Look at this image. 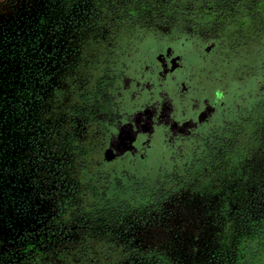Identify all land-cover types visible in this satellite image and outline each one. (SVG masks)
<instances>
[{"label": "flooded vegetation", "instance_id": "flooded-vegetation-1", "mask_svg": "<svg viewBox=\"0 0 264 264\" xmlns=\"http://www.w3.org/2000/svg\"><path fill=\"white\" fill-rule=\"evenodd\" d=\"M127 1L134 15L131 22L139 24L135 32L140 30L135 38L128 39L138 44L136 51L129 50L127 62L129 69H135L137 80L126 77L124 85L121 83L123 97H128L124 100L128 113L109 134L85 128L79 136L87 142L103 143L90 159L94 169L104 172L102 176L109 174L108 187L104 195L85 197L82 190L86 178L72 172L53 180L50 192L35 194L33 180L19 178L20 185L24 190L29 187L30 192L20 197L23 205L17 210L34 211V215L21 219L17 226L0 212V258L19 239L17 260L28 264H180L160 249L121 240L104 225L101 229V221L119 218L131 204H166L196 171L205 176L212 170L218 172L217 165L230 154L234 139L240 140L243 126L256 111L261 117L264 142V104L253 100L245 106L241 93L245 80L256 70V60L251 56L245 59V42L252 34L264 42V0H188L184 5L190 9L186 15L173 16L179 28L185 24V33H174L173 24L170 29L159 27L157 36L148 30L153 25L149 23L150 10L165 5L166 0ZM84 9L78 27L68 30L69 44L61 52L69 58L78 49V39L90 46L98 26L94 27L100 19L99 11L95 12L89 0ZM145 23L148 26L144 27ZM86 50L82 52L85 55ZM234 173L232 168L221 171L230 179ZM260 177L250 195L264 202V173ZM6 197L14 199L8 194ZM36 198L38 205L31 203ZM240 198L245 201L244 191ZM242 215L241 227L224 255L216 258L217 264H264V238L259 241L263 249L249 258L255 247L245 245V230L249 233L251 226L245 228V205ZM96 222L97 229L87 224Z\"/></svg>", "mask_w": 264, "mask_h": 264}, {"label": "trees", "instance_id": "trees-1", "mask_svg": "<svg viewBox=\"0 0 264 264\" xmlns=\"http://www.w3.org/2000/svg\"><path fill=\"white\" fill-rule=\"evenodd\" d=\"M174 1L166 0L163 6L151 7L152 20L149 23L153 25L148 26L145 23L143 26H148L152 36L158 35L159 27L170 29L174 24L173 16L186 15L190 10L184 7L189 3L188 0H182L180 3ZM87 2L88 0H81V4L87 5ZM89 3L93 5L95 12L99 11L100 16L99 21L94 25V27L98 26L91 37L90 46H85L83 41L78 39L76 43L78 46H75L78 49L72 55L73 66L69 67L70 64H68L57 69L53 73L54 81L50 80V65L47 68L36 67V70L28 76L30 78L23 89L15 93V100L9 106V110L5 113L7 116L2 121L3 124L8 125L6 131L10 133V136L1 139L0 134V143H6L0 149V164L8 162L5 164L7 168L0 165L1 177L12 175L16 181L19 178L30 177L35 184V189L32 190L35 194L50 192L48 187L54 183L53 180L58 177L65 178L72 172L79 178H86L82 193L85 197L91 195L93 199L104 195L108 187L106 183L110 181L109 174L102 176L104 172L94 169L91 165L93 161L90 156L95 154L97 148L101 149L103 143L87 142L84 139L81 140L79 136L85 128H96L99 133L109 134L112 127H119L118 122L123 119L125 113H128L124 109V100L128 97L125 96L126 99H124L121 83L126 77L129 80H137L134 77L135 69L133 67L129 69L127 62L131 57L129 50L136 51L138 44L128 39L130 36L135 38L140 30L138 28L135 32V27H139V24L134 25L131 22L134 15L130 13L133 10L128 8L127 0H89ZM86 10L81 11V16ZM175 25L174 33L183 35L185 24H181L179 28L178 23H175L172 27ZM46 26L38 30L33 37L25 39L22 44L24 48L27 46L30 51L32 50L31 53H35L34 51L38 49L35 58L43 59V62L45 58L42 50L39 49L40 37L48 32L49 27L57 32L56 36L61 31L54 24ZM78 37L81 39L83 34ZM73 39L71 37L70 41ZM262 39L252 34L250 40L245 42V59L251 56V59L256 60L254 75L248 81L245 80V88L249 95L263 88L261 76L264 74V42ZM85 50L86 55L85 52L82 53ZM47 55L51 59V55ZM124 58H127L126 62H123ZM250 62L253 63V61ZM255 97L258 95L246 96V99L252 103ZM16 118L18 120L14 121ZM13 133L19 136L20 142L22 141L25 145V150L21 154L5 157L4 151L7 149L11 151L14 147ZM12 161L14 165L9 167ZM6 202H13V211L23 205L20 199ZM255 203L256 205L252 206L248 213L245 212V228L251 224L249 233L245 230V245L250 243L255 247L254 252L249 254V258L256 257L263 249H260L263 243L259 241L264 238V202L255 201ZM240 224L242 219L237 222V225ZM236 231L237 229L234 233ZM18 241L4 257L0 258V264H28L23 260H17L20 242Z\"/></svg>", "mask_w": 264, "mask_h": 264}, {"label": "rangeland", "instance_id": "rangeland-1", "mask_svg": "<svg viewBox=\"0 0 264 264\" xmlns=\"http://www.w3.org/2000/svg\"><path fill=\"white\" fill-rule=\"evenodd\" d=\"M84 7L85 3L81 4V0H0L1 139L10 136L6 131L8 125L2 123L7 116L5 113L15 100V93L23 89L30 78L28 76L36 67L47 68L50 65V80L54 81L53 73L61 66L71 64L73 58H69L68 54L61 55V52H64L65 46L69 44L68 30L74 27L73 24L77 25ZM51 24L58 26L61 31L56 36L57 32L49 27L48 32L40 37L39 49L46 60L43 62V59L35 58L38 49L31 53L32 50L27 46L24 48L22 44L25 39L36 35L43 26L48 27ZM47 54L51 55V59ZM261 77L262 90H255L249 95L246 88L241 89L242 95L245 96V106L251 104L246 96L256 94L258 97L252 101L261 100L264 104V74ZM17 120L16 118L14 121ZM243 129L240 140L234 139L230 154L217 165L218 172L212 170L210 175L205 176L196 171L179 190L169 196L166 204H141L138 207L128 205L129 209L119 218H104L101 221V229L106 228L108 232L117 234L121 240L160 249L169 259H174L180 264H217L216 258L224 255L223 252L234 236V231L237 229V233L239 230L240 225H237V222L243 218L244 205L245 212L256 205L257 200L250 194L255 189L252 187L253 183L258 182L264 173V142L261 140L263 132L259 112L256 111L251 116ZM12 138L14 147L11 151H4L5 157L21 154L25 150V145L20 142L16 133L12 134ZM4 145L5 142L0 143V149ZM7 163L0 165L6 166ZM13 165L14 161L9 167ZM231 168L237 174L234 173L231 179L223 177L221 171H231ZM1 176L0 174V212L3 211L4 218L16 221L18 226L21 219L32 218L34 211L32 214L19 213L20 209L13 211L12 200L28 196L30 188L24 190L20 181L14 180L12 175L5 178ZM243 191L244 202L240 198ZM6 194L14 199H7ZM38 201L36 198L31 203L38 205ZM45 207L42 205L41 209ZM87 224H91L95 229L99 226L96 225L97 222Z\"/></svg>", "mask_w": 264, "mask_h": 264}]
</instances>
